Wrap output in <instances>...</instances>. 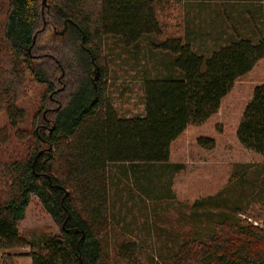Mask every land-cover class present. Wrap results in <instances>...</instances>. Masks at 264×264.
Returning a JSON list of instances; mask_svg holds the SVG:
<instances>
[{"label": "trees", "instance_id": "obj_1", "mask_svg": "<svg viewBox=\"0 0 264 264\" xmlns=\"http://www.w3.org/2000/svg\"><path fill=\"white\" fill-rule=\"evenodd\" d=\"M160 2L5 0L0 36L10 47V58L46 90L44 117L35 126L28 156L8 165L11 183L0 198V250L14 243L22 246L17 225L35 196L59 232L30 244L32 264H111V237L121 234L115 215L123 208L114 197L110 168L170 164L177 171L181 164L169 163L170 144L188 125L214 115L234 82L264 58V29L252 10L241 12L238 20L231 17L232 29L224 42L212 38L211 49L202 51L204 32L193 26H186L182 35L157 39L164 32L158 19ZM110 38L135 48L136 55L141 41L147 42L151 56L162 54L158 66L143 70L144 112L139 116L118 115L106 97L100 48ZM94 63L99 68L96 80ZM19 70L14 68L17 74ZM13 91L6 108L12 125L23 120ZM236 137L243 147L264 155V84L253 88ZM197 143L211 147L214 139L199 137ZM146 173L142 176L149 181ZM203 202H209L206 208ZM232 206L215 197L195 201L191 218L198 226L190 233L172 229L180 220L162 221L175 239L172 249L166 247V258L157 263L264 264V229L243 224ZM154 226L161 228L156 221ZM208 227L211 233L201 237ZM114 243L123 258L133 257L130 240ZM5 256L3 264L15 263L10 253ZM158 256L162 258L161 252Z\"/></svg>", "mask_w": 264, "mask_h": 264}, {"label": "rangeland", "instance_id": "obj_2", "mask_svg": "<svg viewBox=\"0 0 264 264\" xmlns=\"http://www.w3.org/2000/svg\"><path fill=\"white\" fill-rule=\"evenodd\" d=\"M5 5V0H0V25ZM246 9L256 14L263 30L264 3L258 0H161L157 11L164 32L157 39L182 35L186 26H193L196 31L204 32L201 50L206 51L214 44L212 38L224 42L232 29L231 17L240 19V13ZM146 43L140 42L141 49L137 50V55L135 48H124L113 38L101 45V83L107 99L120 116L134 117L144 112L143 70L158 66L162 58L158 52L151 56ZM10 53V47L0 36V198L8 192L11 183L8 165L28 156L35 126L41 124L44 117L41 101L46 90L43 84L34 82L26 69L15 65L16 61L10 58ZM14 68L20 69L18 74ZM8 83L15 89V105L22 109L23 114V120L13 125L6 112L7 105L12 104L14 92ZM260 84H264V58L234 82L214 115L202 123L188 125L170 144L169 163L181 164L177 171L170 164H155L148 169L139 166L134 170L127 164H115L110 168L114 179L112 189L117 190L114 197L121 200L118 205L123 208L120 214L115 215L120 220L115 225L121 234L111 237L108 248L111 264H158L166 258V247L173 248V230L190 233L198 226H194L191 218L193 204L207 197L226 200L236 207L235 216L243 224L251 223L264 229V196H261L264 155L243 147L236 137L243 109L251 99L253 88ZM199 137L213 138L214 145H199ZM145 169L148 172L146 175L151 178L149 181L142 176ZM203 203L206 208L209 202ZM163 209L165 213L161 212ZM164 220L180 222L174 224L172 230L162 224ZM154 221L157 226L161 224V228L155 230ZM180 225L183 226L181 230ZM17 228L22 246L14 243L0 250V264L8 260L6 252L12 255L14 264H32L30 244L59 232L58 226L35 196L31 197ZM210 230L208 227V232L201 237L209 235ZM122 239L131 241L134 255L128 260L113 246V241L118 246ZM160 252L162 258L158 256ZM169 254L173 256L174 251Z\"/></svg>", "mask_w": 264, "mask_h": 264}, {"label": "water", "instance_id": "obj_3", "mask_svg": "<svg viewBox=\"0 0 264 264\" xmlns=\"http://www.w3.org/2000/svg\"><path fill=\"white\" fill-rule=\"evenodd\" d=\"M42 3H45V0H42ZM92 73H93V80H96L98 78V73H99V68L98 66L94 63L93 64V70H92ZM58 107H56L57 109ZM41 153V150L37 153V155L35 156L34 160L37 158V156ZM83 238V236H82ZM80 264V261L79 263Z\"/></svg>", "mask_w": 264, "mask_h": 264}]
</instances>
